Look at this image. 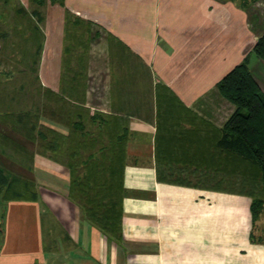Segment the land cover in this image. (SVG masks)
Masks as SVG:
<instances>
[{"label":"crops","instance_id":"0c3cea01","mask_svg":"<svg viewBox=\"0 0 264 264\" xmlns=\"http://www.w3.org/2000/svg\"><path fill=\"white\" fill-rule=\"evenodd\" d=\"M17 2L19 57L0 82V264H264L245 157L220 143L238 106L219 89L249 58L264 91V0ZM116 155L111 232L71 188L83 158Z\"/></svg>","mask_w":264,"mask_h":264},{"label":"trees","instance_id":"16d2710c","mask_svg":"<svg viewBox=\"0 0 264 264\" xmlns=\"http://www.w3.org/2000/svg\"><path fill=\"white\" fill-rule=\"evenodd\" d=\"M45 0H35L36 11ZM255 0H251L253 2ZM253 52L264 62V33L256 42ZM249 58L227 73L219 83L222 94L238 108L227 122L221 145L244 155L245 182H254L264 190V91L252 74ZM113 148V147H112ZM83 158L86 175L73 176L71 196L85 206L89 219L107 231L116 230L122 218L123 158ZM98 166V171H97ZM96 168L95 176L89 172ZM77 170L74 172L76 174ZM98 172L101 176H98ZM77 189L79 192L77 193ZM252 210L255 218L260 214L264 200L253 191Z\"/></svg>","mask_w":264,"mask_h":264},{"label":"rangeland","instance_id":"374dc122","mask_svg":"<svg viewBox=\"0 0 264 264\" xmlns=\"http://www.w3.org/2000/svg\"><path fill=\"white\" fill-rule=\"evenodd\" d=\"M8 0H6L7 2ZM10 1V0H9ZM242 1L246 6H251V0H240ZM5 4H2V0H0V14L5 11L6 17L4 19L0 18V82L4 80V78L11 76L14 72V59H17L19 56L14 53L13 51V34H12V28L11 23L13 21V17L15 16L16 11L18 12L21 8H19V4L17 0H11V2H7ZM22 12V10H21ZM19 15V13H18ZM85 28V26H83ZM4 32V33H3ZM3 33V34H2ZM3 35V36H2ZM6 39L5 41H2V38ZM18 51V50H17ZM29 53L25 54L26 58H30ZM31 61V60H29ZM71 69V67H68V70ZM3 70V71H2ZM263 72V73H262ZM262 72H256L258 75V78L264 82V71ZM2 83H0V86ZM85 174V173H84ZM254 177H250L245 182V190L246 191H253L255 195H257L259 198H262L264 200V190L259 186L258 183L254 182ZM260 221L258 222L254 238L260 241L264 240V202L263 206L260 208V214L258 217H261Z\"/></svg>","mask_w":264,"mask_h":264}]
</instances>
